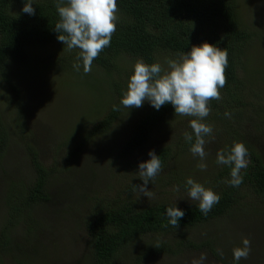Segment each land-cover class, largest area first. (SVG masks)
Wrapping results in <instances>:
<instances>
[{
  "label": "rangeland",
  "instance_id": "obj_1",
  "mask_svg": "<svg viewBox=\"0 0 264 264\" xmlns=\"http://www.w3.org/2000/svg\"><path fill=\"white\" fill-rule=\"evenodd\" d=\"M237 4L241 18L254 32L239 71L243 76L244 86L238 94V109L244 111L245 126L257 139L264 154V0H237ZM63 47L53 44L35 45L28 50L22 62L8 64V78L16 91L12 92L0 80V117L2 125L9 128L8 135L11 136L6 158L0 161V250L1 231L4 227L2 224L6 217V204L3 202L5 193L10 183H25L32 176L29 132L33 134L35 147L40 150L42 162L52 172L48 185L51 201L36 205L33 212L36 224L32 232L28 233L30 225L26 218L7 229L12 242L8 249L0 252V258L5 264H96L83 222L95 202H104L106 195L116 197V191L134 184L133 180L139 178L138 163L135 160L127 173L125 169H116L115 166H111L113 169L110 170L107 164L117 151L121 142L119 138L127 135L135 120L132 113H138L146 103L129 111L124 107L110 131L93 136L91 141L85 143L76 162L64 160L68 149L62 147L66 136L76 127L90 128L93 122L103 116L114 98V80L128 82L129 77L126 75H131L137 61L126 57L123 62L118 63V69L111 70L113 73H107V70L92 64L91 71L85 73L82 61L77 59L78 50L68 52ZM75 63H81L80 71L74 70ZM14 93L18 94L22 103L23 115L19 119L24 122L21 127L23 131L18 128L20 120L16 122L14 119ZM19 107L21 109V104ZM177 121V126L182 124V119ZM207 121L220 130L217 136L205 138L207 170L201 171L197 165H193L199 163V158L194 157L189 148H185L175 160L162 168L154 182L148 184L153 196L147 198L136 190L132 193V198L141 206L161 200L179 206L197 202L188 199L187 192L178 186V180L182 178L186 181L191 177L202 184L201 180L206 172L216 166V154L222 148L224 132L219 121ZM168 126L157 130L147 145L154 148L176 143V131L174 128L167 130ZM45 127L53 138L36 145L41 141L39 134L43 133ZM85 157H90L91 160H85ZM96 158L100 160L98 165ZM183 160L185 163L182 165ZM93 166L104 171L100 172L98 180L92 179L90 167ZM73 172L75 175L70 176ZM81 174H85L82 180ZM129 174L132 176L127 178ZM251 201L259 209L263 207V211L257 214L255 211L232 210L208 224L170 234L144 236L136 242V247L133 244L126 246L119 257L113 259L112 264H191V260L198 258L201 253L207 256L206 264H222L216 261L217 257L211 256L207 247L202 252L185 246V255L183 252L175 255L151 252L140 258L137 255L140 248L144 249L148 243L159 240L167 241L182 250V237L195 238L200 244L207 242L227 260L224 261L226 264H233V249L242 247V240L247 238L251 243V251L247 259L241 261L244 264H264V200L251 198ZM245 215L250 218L244 217ZM48 227L54 228V234L46 236ZM50 241L56 243L55 246ZM256 241L259 242L258 245Z\"/></svg>",
  "mask_w": 264,
  "mask_h": 264
},
{
  "label": "trees",
  "instance_id": "obj_2",
  "mask_svg": "<svg viewBox=\"0 0 264 264\" xmlns=\"http://www.w3.org/2000/svg\"><path fill=\"white\" fill-rule=\"evenodd\" d=\"M56 3L57 0H35L33 5L35 15H28L21 11L23 0H0V80L8 85L12 92L16 91V88L8 78V64L22 62L28 50L35 45L64 46L57 40V34L53 31L59 19ZM117 6L119 19L111 44L94 59L93 65L107 70V73H113L111 70L118 69V63L129 57L136 61L143 59L148 64L161 62L166 68V57L176 59L178 53L190 51L193 45L208 42L226 50L229 62L225 69L226 83L220 89L222 98L210 101L211 111L204 122L208 123V119L219 121L224 132L221 150L230 148L235 142H243L248 148L249 157L248 167L241 170L243 183L239 187H231L226 182L230 179V169L227 166L216 164L213 170L207 171L201 180L202 184L220 195L219 203L213 206L207 216L198 211V202L177 205L185 211L177 227H173L165 215V209L175 204L161 200L141 206L132 198V193L135 191L134 185L142 184L139 178L133 180L134 184L126 185L123 190L116 191V197L106 195L104 202H95L93 207L90 203L92 208L90 207L91 211L83 225L86 236L90 240L89 247L96 264H112L113 259H117L126 246L133 244L136 247L138 245L136 242L144 236L170 234L208 224L209 221L220 219L232 210L241 209L253 213L255 211L258 214L263 211L261 210L263 207L259 209L251 198L264 200V154L256 142L257 139L245 126L244 111L238 109V94L244 86L243 76L239 74V71L254 32L241 18L237 0H117ZM77 50L79 53V49ZM126 77L129 76L126 75ZM114 81L116 85L114 100L112 99L103 116L93 122L90 128L76 127L63 141L62 147L68 149L64 159H67V162H76L86 146L85 143L91 141L93 136L110 131L114 121L122 114L124 107L120 101L127 91L128 82ZM145 103L146 105L138 113H132L135 120L131 128L125 137L119 138L121 142L117 146V151L108 160L107 165L110 170L113 169L111 166H115L116 169H125L127 173L134 164L133 160L139 164L150 158L149 150H154L159 155L162 168H165L185 148H190V144L184 140L183 133L192 131L189 121L194 117L176 115L171 104L156 110L148 102ZM14 104H16L14 119L17 122L23 114L21 99L15 93ZM225 112L231 113V118L226 117ZM179 118L182 119V124L177 126ZM2 124L0 117V161L6 158L11 140V136L8 135L9 128ZM23 124L24 122L20 120L18 128L21 131H23L21 129ZM167 126L169 128L167 130L174 128L176 131L174 138L177 142L160 147L154 146V148L148 146V141L155 132ZM219 131L217 126L213 127L212 136H217ZM43 133L39 134L41 141L36 145H41L45 139L53 138L46 127ZM29 134L32 176L25 183H10L5 193L3 202L5 201L6 204V217L2 218L4 227L1 231L0 252L8 249L12 242L7 229L26 218L30 225L28 233L32 232L36 224L33 216L36 205L51 201L48 185L52 172L42 162L40 150L35 147L32 132ZM85 160H91V158L85 157ZM95 160L99 162L96 163L97 165L100 164L98 158ZM184 163L183 160L182 165ZM191 164H193L192 161ZM97 168L98 166L90 167L93 180L100 179V172L104 173ZM175 172L178 173V171ZM74 175L75 172L70 176ZM81 175L82 180L85 174ZM131 176L132 174H129L127 178ZM178 186L187 192L186 181L182 178H179ZM90 198L92 199L91 196ZM54 232V228L48 227L46 236ZM180 242L182 250L167 241L150 242L144 249L140 248L137 255L139 258L151 252H168L171 255L183 252L185 255L187 254L184 252L185 246L202 252L207 250L205 248L207 247L211 256L217 257V262L226 264L224 261L227 260L205 241L207 246L189 237H182ZM49 243L54 246L56 244L53 241ZM256 244L258 245L259 242L256 241ZM0 264H5L1 258ZM240 264L244 263L240 261Z\"/></svg>",
  "mask_w": 264,
  "mask_h": 264
},
{
  "label": "clouds",
  "instance_id": "obj_3",
  "mask_svg": "<svg viewBox=\"0 0 264 264\" xmlns=\"http://www.w3.org/2000/svg\"><path fill=\"white\" fill-rule=\"evenodd\" d=\"M35 0H23L21 11L35 15ZM56 11L59 16L53 31L57 40L62 42L63 50L68 52L79 49L78 61H82L83 71L92 69L95 58L111 44L113 33L118 23L117 0H57ZM176 59L165 58L167 67L161 62L145 63L137 60L128 79L127 91L123 94L120 104L128 111L142 107L148 102L159 110L171 104L176 115L194 117L189 121L191 132L185 131L183 137L190 144V152L199 158L197 167L207 170L205 143L206 137L213 134V127L204 120L209 116L211 100H220L221 92L226 83L225 69L228 66V53L215 44L203 42L193 45L188 52L178 53ZM80 71L81 63L73 64ZM231 118V113L225 112ZM148 160L139 162V179L143 182L134 185V190L151 197L154 193L148 184L162 171V161L154 150H149ZM249 151L243 142H235L230 148L218 150L215 163L230 169V179L226 182L231 187H239L243 183L242 169L248 167ZM188 199L197 201L198 211L207 216L221 197L210 188L195 181L191 177L186 180ZM168 222L177 227L185 211L175 204L165 209ZM251 251V243L245 238L242 247L233 249V264H240L247 259ZM204 253L193 258L191 264H206Z\"/></svg>",
  "mask_w": 264,
  "mask_h": 264
}]
</instances>
